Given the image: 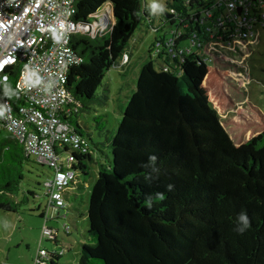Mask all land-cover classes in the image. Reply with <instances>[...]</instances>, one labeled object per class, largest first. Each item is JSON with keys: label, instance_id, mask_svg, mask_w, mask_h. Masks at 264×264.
<instances>
[{"label": "trees", "instance_id": "obj_1", "mask_svg": "<svg viewBox=\"0 0 264 264\" xmlns=\"http://www.w3.org/2000/svg\"><path fill=\"white\" fill-rule=\"evenodd\" d=\"M107 1L114 24L96 37L72 40L77 62L67 88L81 107L62 119L82 139L70 164L80 190L95 162L81 115L106 105L99 90L108 72L130 59L136 33L151 29L154 39L122 119L106 138L111 157L103 152L108 161L100 163L90 191L89 236L78 264H264V113L246 101L237 82L242 70L209 45L212 28L227 34L234 24L225 19V4L211 8L214 19L202 26L201 0H167L162 14H153L148 0H78L76 19L91 24ZM258 37L251 43H260ZM15 84L12 75L0 90L13 107ZM95 123L102 132L105 116ZM32 157L0 129V210L16 213L35 196L27 190L21 200L10 197L18 196L27 166H46ZM241 212L250 220L243 234L235 231ZM48 229L44 239L58 245L59 231ZM63 230L69 234L71 227ZM44 250L36 264H61L64 252Z\"/></svg>", "mask_w": 264, "mask_h": 264}, {"label": "built area", "instance_id": "obj_2", "mask_svg": "<svg viewBox=\"0 0 264 264\" xmlns=\"http://www.w3.org/2000/svg\"><path fill=\"white\" fill-rule=\"evenodd\" d=\"M210 1L199 2L202 19L198 26L214 19L211 8L223 4L225 19L234 22L227 34L212 28L209 45L218 54L216 49H230L234 40L253 38L264 29V0ZM77 3L78 0H0V90L15 75L19 93L14 107L0 96V129L52 170L53 177L46 184V218L50 208H67L65 193L78 182L70 164L72 152L80 148L82 139L62 119L81 107L67 88L69 68L77 62L72 40L86 34L96 37L114 24L105 20L111 13L104 6L91 24L78 21ZM221 26L223 22L219 23ZM64 228L70 230L68 225ZM50 234L45 226L42 237ZM45 254L44 249L40 250L38 259Z\"/></svg>", "mask_w": 264, "mask_h": 264}, {"label": "rangeland", "instance_id": "obj_3", "mask_svg": "<svg viewBox=\"0 0 264 264\" xmlns=\"http://www.w3.org/2000/svg\"><path fill=\"white\" fill-rule=\"evenodd\" d=\"M166 1L148 0L150 4L159 3L164 7ZM257 36L260 43L252 44L251 42H256ZM153 39L154 33L151 29H142L136 33V40L130 48V59L123 60L120 67H113L103 82L106 91L104 88L99 90L100 95L103 93L108 96L106 105L102 107L94 105L91 110L81 115L84 132L91 135L89 145L95 162L89 163L90 175L85 182L81 176V184L85 188L80 190L73 186L66 191L67 208H50L47 218H42L41 213L48 206L45 195L46 184L53 177V172L48 166H39L35 163L26 167L25 179L21 183L18 196L10 195V197L21 200L27 190L34 191L35 196L29 195V201L24 203L16 213L0 210V264H35L40 250L54 248L64 252L61 264H78L81 246L89 236L87 208L90 191L97 181L100 163L108 161L103 152L111 157L109 148L105 146L106 138L116 131L122 119L123 111L135 91L141 68L149 59L148 51ZM183 44L189 45V42L185 41ZM160 49L164 48L159 47V51L153 53L154 59L160 53ZM216 50L225 57L226 61L237 65L242 70L243 81L237 82L240 87H243L246 101H250L264 113V29L253 38L234 40L230 49ZM160 62L162 64L163 59ZM241 107L242 105L235 111L236 114L241 111ZM99 114L105 116L106 120V128L102 132L95 123V118ZM97 143H102L99 149L95 146ZM32 159L37 160L35 156ZM81 193L83 194L82 202L78 199ZM78 208L80 213L74 211ZM64 215L65 218H63ZM64 225L71 227L69 234H65ZM45 226L59 231L58 245L42 237Z\"/></svg>", "mask_w": 264, "mask_h": 264}, {"label": "clouds", "instance_id": "obj_4", "mask_svg": "<svg viewBox=\"0 0 264 264\" xmlns=\"http://www.w3.org/2000/svg\"><path fill=\"white\" fill-rule=\"evenodd\" d=\"M151 10H152L153 14H162L164 11V6L159 4V3H153L151 5ZM240 80L243 81L242 79H240ZM155 161H156V157L151 156L150 162L152 165H154ZM153 171H158V170L153 167ZM249 227H250V220H249L248 215L245 212H241L238 215V217L236 218L235 231L240 233V234H243Z\"/></svg>", "mask_w": 264, "mask_h": 264}, {"label": "water", "instance_id": "obj_5", "mask_svg": "<svg viewBox=\"0 0 264 264\" xmlns=\"http://www.w3.org/2000/svg\"><path fill=\"white\" fill-rule=\"evenodd\" d=\"M103 6L106 8V12H110L111 13V17L109 19L107 18L105 20H107L109 23L115 22V14H114L113 3L111 1H107Z\"/></svg>", "mask_w": 264, "mask_h": 264}, {"label": "crops", "instance_id": "obj_6", "mask_svg": "<svg viewBox=\"0 0 264 264\" xmlns=\"http://www.w3.org/2000/svg\"><path fill=\"white\" fill-rule=\"evenodd\" d=\"M242 108V107H241Z\"/></svg>", "mask_w": 264, "mask_h": 264}]
</instances>
